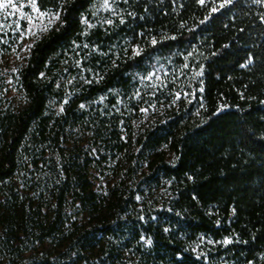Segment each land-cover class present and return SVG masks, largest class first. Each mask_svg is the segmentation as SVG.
I'll use <instances>...</instances> for the list:
<instances>
[{
  "label": "trees",
  "instance_id": "trees-1",
  "mask_svg": "<svg viewBox=\"0 0 264 264\" xmlns=\"http://www.w3.org/2000/svg\"><path fill=\"white\" fill-rule=\"evenodd\" d=\"M35 3L0 187L40 199L0 198V264H264V0Z\"/></svg>",
  "mask_w": 264,
  "mask_h": 264
},
{
  "label": "rangeland",
  "instance_id": "rangeland-1",
  "mask_svg": "<svg viewBox=\"0 0 264 264\" xmlns=\"http://www.w3.org/2000/svg\"><path fill=\"white\" fill-rule=\"evenodd\" d=\"M0 3H7V0H0ZM12 3L15 5L14 7L8 6L0 9V108H14L23 103L21 92L13 80L14 71L23 62L31 43L58 19L56 12L38 9L35 0H12ZM144 92L148 93L150 90ZM59 106L57 100L51 99L48 102L47 110L57 111ZM154 106L150 104V108L153 109ZM140 109H144V106H141ZM90 170L93 174V186L96 189H101L105 180L95 172L94 168ZM35 173L36 170L30 165L24 170L19 169L10 179L2 183L0 198L10 195V191H13L28 193V195H32L33 201L39 200L37 192H33V190L39 188L41 179ZM158 201L164 202L160 198L155 200V202ZM226 240L225 238L223 241ZM142 242L147 245L149 239L142 238Z\"/></svg>",
  "mask_w": 264,
  "mask_h": 264
},
{
  "label": "snow or ice",
  "instance_id": "snow-or-ice-1",
  "mask_svg": "<svg viewBox=\"0 0 264 264\" xmlns=\"http://www.w3.org/2000/svg\"><path fill=\"white\" fill-rule=\"evenodd\" d=\"M200 2H201V4H203L204 2H205V0H200ZM227 3H231V0H225V4H227ZM225 4H221L220 5V7H224L225 6ZM8 6H15L13 3H12V0H7V3H0V9H3V8H6V7H8ZM212 11L213 12H215V11H217V9L216 8H213L212 9ZM57 18H58V16H57ZM207 19V18H206ZM109 23H111V21H109ZM154 43H155V41H154ZM196 76H200L201 75V73H196L195 74ZM195 78V77H194ZM81 107H83V105L81 106ZM61 110H63V109H61ZM225 243H228L229 241H224Z\"/></svg>",
  "mask_w": 264,
  "mask_h": 264
}]
</instances>
